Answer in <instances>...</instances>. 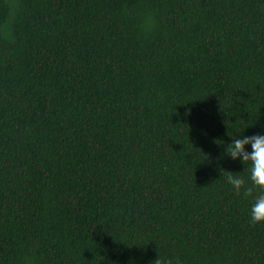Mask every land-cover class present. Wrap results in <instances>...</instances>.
I'll return each instance as SVG.
<instances>
[{"label": "trees", "instance_id": "1", "mask_svg": "<svg viewBox=\"0 0 264 264\" xmlns=\"http://www.w3.org/2000/svg\"><path fill=\"white\" fill-rule=\"evenodd\" d=\"M13 9L0 264H264L216 164L264 129V0H0V23Z\"/></svg>", "mask_w": 264, "mask_h": 264}, {"label": "clouds", "instance_id": "2", "mask_svg": "<svg viewBox=\"0 0 264 264\" xmlns=\"http://www.w3.org/2000/svg\"><path fill=\"white\" fill-rule=\"evenodd\" d=\"M13 16L14 9L10 10L5 21L0 23V34L11 35ZM153 26L150 15H145L139 25L145 36L152 31ZM243 133L230 137L232 142L224 146L223 153L216 158L217 171L236 195H242L250 201L248 210L250 222L264 224V129L253 135ZM226 158L233 162L239 161L244 165V171L242 173L227 171L222 164ZM24 261L25 264H34V257H25ZM155 264L163 262L158 258Z\"/></svg>", "mask_w": 264, "mask_h": 264}]
</instances>
